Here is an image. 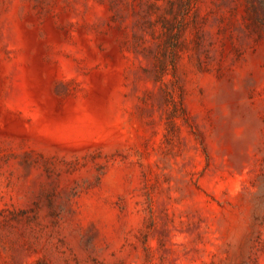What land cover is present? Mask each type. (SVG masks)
Masks as SVG:
<instances>
[{"label": "rangeland", "instance_id": "obj_1", "mask_svg": "<svg viewBox=\"0 0 264 264\" xmlns=\"http://www.w3.org/2000/svg\"><path fill=\"white\" fill-rule=\"evenodd\" d=\"M0 264H264V0H0Z\"/></svg>", "mask_w": 264, "mask_h": 264}]
</instances>
